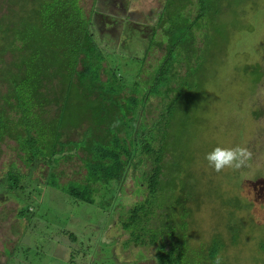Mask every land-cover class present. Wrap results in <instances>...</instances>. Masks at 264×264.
Here are the masks:
<instances>
[{"label":"trees","instance_id":"trees-1","mask_svg":"<svg viewBox=\"0 0 264 264\" xmlns=\"http://www.w3.org/2000/svg\"><path fill=\"white\" fill-rule=\"evenodd\" d=\"M237 1L228 0V11L234 17ZM223 3L225 0H164L161 8L153 10L155 14L149 18L156 24L152 35L155 43L165 44L167 52L147 86L139 84L140 77L129 85L115 73L106 75L107 53L92 28L93 17L83 12L77 0H10L7 13L0 17V146L13 139L22 152L17 157L28 165L37 159L57 165L83 151L81 183L65 185L66 196L92 204L95 192L102 189L106 194L102 203L120 210L121 225L129 233L125 245L155 246L158 264H191V258L199 255L200 259L192 262L212 264L223 248L230 249V243L215 230L216 238L199 242L205 246L201 252L192 246L196 233L189 221L192 208L187 205L194 193L189 167L193 156L187 152L196 146L190 143L216 144L203 138L207 134L194 123L198 90L215 77L213 74L207 80L213 58L196 59L201 49L198 36L215 35L213 54L219 39L225 38L222 16L227 3ZM127 5L122 13L110 10V16L119 15L125 18L124 24L132 25L125 21H131L137 10L127 11ZM137 27L134 25L135 30ZM161 27L165 38L160 42L155 37ZM98 36L103 39L100 33ZM126 38L121 35L122 40ZM253 70V74L263 73L258 67ZM77 74L82 75L76 83ZM79 91L88 104L77 102ZM153 96L160 97L158 112L147 121L146 105ZM84 126L78 139H67L71 131ZM15 167L16 163L6 158L0 190L3 200L19 203L17 217L23 218L29 214V203L20 192L27 189L23 185L26 173ZM49 175V184L59 188L55 172ZM129 177L134 180V193L127 199ZM141 187L146 196L135 200ZM222 193L227 206L252 210L249 201L232 191ZM131 200L124 212L121 201ZM233 210L230 212L236 214Z\"/></svg>","mask_w":264,"mask_h":264},{"label":"rangeland","instance_id":"rangeland-1","mask_svg":"<svg viewBox=\"0 0 264 264\" xmlns=\"http://www.w3.org/2000/svg\"><path fill=\"white\" fill-rule=\"evenodd\" d=\"M8 1L0 0V17L7 13L5 8H8ZM163 2L77 0L84 13L90 18L92 12L96 16V19L93 17L92 28L101 48L107 53L104 59L108 63L106 75L115 73L119 80H125L129 85L139 77L140 85L149 84L153 69L156 70L159 59L167 52L164 43L162 47L155 43L152 33L156 24L149 21L155 14L153 10L161 8ZM126 4L127 11L130 8L137 10L131 21H125L132 25L124 24L125 18L123 20L113 14V19L120 25L118 34L105 30L101 33L102 21H114L101 13L103 7L105 13L111 15L113 11L125 12ZM223 4H226L222 16L225 20L222 30L225 38L219 39L213 54L210 55L215 35L212 33L210 38L198 36L201 49L196 59L198 56L213 58L214 66L209 70L207 80L213 74L215 77L205 81L198 90L199 97L193 111L194 123L207 134L203 138L214 140L216 144L208 141L194 143L195 140L189 142L197 149L187 152L193 156L189 167L194 175L191 178L194 193L191 204L187 203L192 208L189 221H192L196 233L191 244L201 252L203 244L199 242L209 243L216 238L218 234H213L215 230L230 243V249H222L220 256L223 264H264V248H261L264 245V0L237 1L236 17L228 11V0ZM134 25L138 26L136 30ZM133 28L135 31L131 30ZM98 33L107 35V38L101 39ZM156 33V41H164V28H159ZM121 35L128 40H122ZM255 67L261 69V76L259 73L253 74ZM81 75H76V83L81 81ZM106 75L103 73V79H106ZM75 97L81 105L89 103L82 98L81 91ZM159 102V96H153L148 101L147 121L157 114ZM85 128L71 131L67 139H78ZM237 145L245 146L253 153L248 166L242 168L240 173L227 168L217 173L209 167L205 155L213 148ZM15 146L13 139L1 144L0 174L5 175L6 158L16 163L17 171L26 173L23 185L27 189L23 187L20 192L23 201L29 203V214L23 218L17 217L19 203L3 200L4 192L0 190V264H158L155 246L125 245L129 233L121 225L120 210L113 211L102 203L106 196L102 189L99 194L95 192V202L92 204L66 196L65 185L67 188L81 183L79 178L85 172L84 166H80L81 160L85 159L83 151L80 150L78 157L67 162L62 160L57 165L48 164L42 159L28 165L17 157L22 152ZM50 171L55 172L59 188L49 184ZM125 188L129 191L127 199H130L134 193L132 177L126 181ZM143 189L136 190L135 200L145 198ZM222 191H232L249 201L246 203L253 206L252 210L228 204L229 208L221 199ZM120 198L121 195L116 201L118 205ZM132 201H121V209L126 212ZM232 210H236V214L230 212ZM200 257L191 259L198 261ZM192 260L190 263L196 264Z\"/></svg>","mask_w":264,"mask_h":264},{"label":"clouds","instance_id":"clouds-1","mask_svg":"<svg viewBox=\"0 0 264 264\" xmlns=\"http://www.w3.org/2000/svg\"><path fill=\"white\" fill-rule=\"evenodd\" d=\"M252 156L253 153L245 146H216L212 151L205 155V159L210 168L215 172L220 173L226 168L238 171L247 167ZM213 264H223V258L218 254L214 259Z\"/></svg>","mask_w":264,"mask_h":264},{"label":"crops","instance_id":"crops-1","mask_svg":"<svg viewBox=\"0 0 264 264\" xmlns=\"http://www.w3.org/2000/svg\"><path fill=\"white\" fill-rule=\"evenodd\" d=\"M107 13H105V12H103V15L104 16H108L109 18H112L113 19V17H111L110 15H106ZM114 20V19H113ZM114 22H115V20L113 21V22H109L108 20H106L105 22L104 21H102V25H101V33H104V30H105V32H109V33H113V32H115L114 31V28H113V26H114ZM116 33V32H115ZM101 35V37L104 39L105 37L107 38V35L106 36H104V35H102V34H100ZM116 35H117V33H116ZM113 39H114V36L112 37Z\"/></svg>","mask_w":264,"mask_h":264},{"label":"flooded vegetation","instance_id":"flooded-vegetation-1","mask_svg":"<svg viewBox=\"0 0 264 264\" xmlns=\"http://www.w3.org/2000/svg\"><path fill=\"white\" fill-rule=\"evenodd\" d=\"M97 13H99V12H97ZM92 17H94V19H96V16H94V14L92 13ZM118 23L117 22H114V26H115V29H114V31L116 32L117 31V28H118ZM119 27H120V25H119ZM118 34V33H117Z\"/></svg>","mask_w":264,"mask_h":264}]
</instances>
